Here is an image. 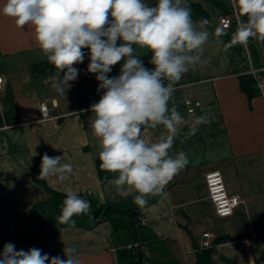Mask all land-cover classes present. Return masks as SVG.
Wrapping results in <instances>:
<instances>
[{
	"label": "crops",
	"instance_id": "1",
	"mask_svg": "<svg viewBox=\"0 0 264 264\" xmlns=\"http://www.w3.org/2000/svg\"><path fill=\"white\" fill-rule=\"evenodd\" d=\"M145 2L155 5L157 0ZM5 3L0 0V9ZM182 4L190 7L194 23L207 21L203 29L196 27L209 34L201 63L174 82L169 101V108L174 104L186 121L178 126L170 155L183 151L189 163L167 184L164 194L146 197L145 209L134 202L138 193L133 188L116 191L110 181L118 174L107 179L99 176L100 141L93 135L90 106L104 90L98 91L95 74L87 72L88 50H83V63L74 65L79 69L78 79L64 84L65 95H61L53 85L62 80L63 72L32 73L34 65L48 62L32 27L20 29L14 18L0 11V76L4 80L0 92V226L5 231L29 230L30 212L45 198L32 174L33 160L40 158L41 162L47 153L64 157L62 162L73 168L63 182L45 180L50 189L65 194V188L71 187L77 194L89 192L99 203L118 211L140 212L136 234L140 241L154 243L153 264H196L204 254V234H211L212 242L220 236L241 237L214 246L212 264H264V90L249 94L241 86L242 77L252 69L264 82V42L252 38L257 65L248 42L227 47L238 22L247 19L239 16L236 0H182ZM223 16L234 21L229 29L221 28ZM217 28L225 35L217 37ZM135 47L144 66L152 69V53ZM122 63L113 66L109 77L120 74ZM188 98L200 102L194 113L188 111ZM42 104L48 106L49 119L41 118ZM205 114L212 122L185 138L192 120ZM162 131L159 126L145 129L144 134L156 141ZM212 171H220L227 191L242 199L232 216L219 217L208 197L205 176ZM67 247L76 249L81 264H119L109 222L92 229L65 226L42 254L67 259L63 251Z\"/></svg>",
	"mask_w": 264,
	"mask_h": 264
},
{
	"label": "clouds",
	"instance_id": "2",
	"mask_svg": "<svg viewBox=\"0 0 264 264\" xmlns=\"http://www.w3.org/2000/svg\"><path fill=\"white\" fill-rule=\"evenodd\" d=\"M241 19L227 45L246 44L249 38L264 42V0H236ZM23 29L31 26L34 38L49 63L63 72L53 87L65 95L64 84L78 79L84 49L88 50L87 72L95 74L98 102L90 106L93 135L99 138L101 169L117 173L110 181L118 193L133 188L134 202L145 209L146 197L164 194L167 184L189 163L187 154L170 149L179 127L186 123L176 106L169 108L174 82L201 63L203 45L208 39L206 20H192L190 7L182 0H6L0 9ZM217 37L225 35L217 28ZM118 41L120 43H118ZM152 53L149 69L136 47ZM123 60L118 76L109 77L113 66ZM66 70V71H65ZM168 81L165 85L164 81ZM84 110L82 109L81 112ZM209 114L195 117L185 138L193 136L202 124H210ZM163 126L158 140L145 135V129ZM62 156L41 158L39 179L63 182L73 168ZM56 218L60 225L76 227L74 216L88 214L91 204L71 187ZM42 249L17 250L9 242L0 252V264H81L72 247L64 248L67 259L42 254Z\"/></svg>",
	"mask_w": 264,
	"mask_h": 264
},
{
	"label": "trees",
	"instance_id": "3",
	"mask_svg": "<svg viewBox=\"0 0 264 264\" xmlns=\"http://www.w3.org/2000/svg\"><path fill=\"white\" fill-rule=\"evenodd\" d=\"M248 44L253 64L257 65L258 51L252 38H249ZM55 70L57 68L51 63L42 62L33 66L32 73L34 75H46ZM241 86L249 94H254L259 91L257 79L252 74L242 77ZM100 163L101 161L98 159L96 164L101 179L112 178L117 175V173L107 172L101 169ZM40 164V158L33 160L32 174L41 186L45 198L31 210L29 215V230L50 229L43 233L27 235L21 241L15 243L17 236L23 232L9 233L0 226V252L3 251L4 244L9 242L13 243L17 250L23 249L27 251L33 247L43 250L44 246L50 240L57 237L61 230L67 226L59 227L60 224L56 219L61 213V207L63 206L66 194L50 189L45 180L39 179ZM78 195L90 202L91 210L88 214L73 217L76 221V227L92 229L102 222H109L112 228L114 243L118 248L117 256L119 264H137V262L139 264H153L151 254L154 252V243L142 242L137 238L136 226L141 221L138 210L118 211L110 205L99 203L91 194L80 193ZM240 238V236H220L215 238L213 245L210 248L204 249L202 259L196 262V264H212L210 256L214 246ZM134 240H136V245L132 249L131 245Z\"/></svg>",
	"mask_w": 264,
	"mask_h": 264
},
{
	"label": "built area",
	"instance_id": "4",
	"mask_svg": "<svg viewBox=\"0 0 264 264\" xmlns=\"http://www.w3.org/2000/svg\"><path fill=\"white\" fill-rule=\"evenodd\" d=\"M234 21L229 16H223L220 18V25L223 29H229L233 25ZM251 74L257 79V85L260 91L264 90V82L259 80L257 70L252 69ZM4 80L0 76V92L3 88ZM186 105L190 113H194L197 108L200 107V102H195L188 98ZM42 119L46 120L50 118L48 106L46 104L41 105ZM206 187L208 191V197L213 203L215 212L219 217L225 218L232 216L235 210L242 204V199L239 195H232L227 191L223 175L220 171H212L205 176ZM89 194V192H83ZM213 245L212 235L204 234V240L202 248H210Z\"/></svg>",
	"mask_w": 264,
	"mask_h": 264
},
{
	"label": "water",
	"instance_id": "5",
	"mask_svg": "<svg viewBox=\"0 0 264 264\" xmlns=\"http://www.w3.org/2000/svg\"><path fill=\"white\" fill-rule=\"evenodd\" d=\"M64 225H60L59 227H63ZM50 228H44V229H31V230H28L26 232H23L21 234H19L17 236V239H16V242L15 243H18L19 241H21L24 237H26L27 235H30V234H38V233H43L47 230H49ZM135 245H136V240H134L133 244L131 245V248L134 249L135 248ZM137 264H139V262H137Z\"/></svg>",
	"mask_w": 264,
	"mask_h": 264
}]
</instances>
